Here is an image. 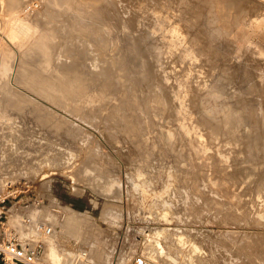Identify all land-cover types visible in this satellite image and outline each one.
<instances>
[{"label":"rangeland","instance_id":"rangeland-1","mask_svg":"<svg viewBox=\"0 0 264 264\" xmlns=\"http://www.w3.org/2000/svg\"><path fill=\"white\" fill-rule=\"evenodd\" d=\"M115 1L0 0V183L52 228L40 264H264V0Z\"/></svg>","mask_w":264,"mask_h":264},{"label":"built area","instance_id":"built-area-1","mask_svg":"<svg viewBox=\"0 0 264 264\" xmlns=\"http://www.w3.org/2000/svg\"><path fill=\"white\" fill-rule=\"evenodd\" d=\"M21 183V182H20ZM0 183V264H40L45 256V243L39 239L51 237L52 228L35 221L15 208L26 207V183ZM131 264H157L136 255Z\"/></svg>","mask_w":264,"mask_h":264},{"label":"bare ground","instance_id":"bare-ground-1","mask_svg":"<svg viewBox=\"0 0 264 264\" xmlns=\"http://www.w3.org/2000/svg\"><path fill=\"white\" fill-rule=\"evenodd\" d=\"M93 1H94V0H93ZM103 1H104V0H103ZM109 1H111V0H109ZM113 1H115V0H113ZM117 1H118V0H117ZM149 1H150V0H149ZM160 1H161V0H160ZM12 2H13V3H12ZM12 2H11V4L13 5V4H14V1H12ZM107 2H108V1H107ZM118 2H119V1H118ZM152 2H153V1H152ZM84 3L86 4V1H85ZM112 3H113V2H112ZM115 3H116V1H115ZM115 3H114V4H115ZM120 3H122V2H120ZM159 3H160V2H159ZM88 4H89V3H88ZM126 4H127V3H126ZM131 4H132V3H131ZM82 5H84V4H82ZM112 5H113V4H112ZM117 5L120 6L119 3H117ZM124 5H125V4H124ZM13 6H14V5H13ZM91 6H92V5H91ZM113 6H114V5H113ZM115 6H116V5H115ZM121 6H123V4H121ZM121 6H120V7H121ZM126 6H127V5H126ZM165 6H166V5H165ZM81 7H82V6H81ZM83 7H84V6H83ZM97 7H98V6H97ZM120 7H119V8H120ZM101 8H102V7H101ZM121 8H123V7H121ZM129 8H130V7H129ZM261 8H264V7L261 6ZM80 9H81V8H80ZM99 9H100V8H99ZM112 9H113V8H112ZM112 9H111V10H112ZM116 9H118V8H116ZM125 9H126V8H125ZM111 10H110V11H111ZM222 10H223V9H222ZM255 10H256V9H255ZM258 10H260L259 7H258ZM258 10H257V11H258ZM261 10H262V9H261ZM261 10H260V11H261ZM47 11H48V10H47ZM119 11H120V9H119ZM119 11H118V12H119ZM128 11H130V9H129ZM128 11H127V12H128ZM132 11H133V10H132ZM260 11H259V12H260ZM50 12H51V11H50ZM120 12H121V11H120ZM255 12H256V11H255ZM261 12L264 13V10H262ZM261 12H260V13H261ZM99 13H100V12H99ZM102 13H103V12H102ZM121 13H122V12H121ZM124 13H125V12H124ZM128 13H129V12H128ZM100 14H101V13H100ZM122 14H123V13H122ZM221 14H222V13H221ZM256 14H258V12H256ZM125 15H126V14H125ZM128 15H129V14H127V16H128ZM131 15H132V14H131ZM131 15H130V16H131ZM258 15H259V14H258ZM122 16H123V15H122ZM143 17H144V16H143ZM222 17H223V16H222ZM128 18H129V17H128ZM151 19H152V18H151ZM129 21L132 23V25H134L135 23H137V18L133 16V18H132V19H129ZM149 21H150V17H149ZM149 21H148V22H149ZM151 21H152V20H151ZM220 21H221V20H220ZM139 22H140V21H139ZM141 22H142V21H141ZM145 23H146V22H145ZM143 24H144V22H143ZM149 24H150V23H149ZM187 24H188V22H187ZM135 25H138V24H135ZM135 25H134V26H135ZM143 26H144V25H143ZM147 28H148V27H147ZM148 29H149V28H148ZM47 34H48V33H47ZM132 39H133V38H132ZM207 39H208V38H207ZM46 40H47V39H46ZM48 40H49V38H48ZM198 40H199V38H197V40L194 41V42H195V45H193V46H196V45L201 44V42L198 41ZM200 40H201V39H200ZM37 41H38V40H37ZM39 41H40V40H39ZM209 41H210V40H209ZM66 42H67V41H66ZM163 42H164V41H163ZM49 43H50V42H49ZM134 44H135V43H134ZM157 44H160V43H157ZM164 44H165V43H164ZM35 45H36V44H35ZM202 45H203V44H202ZM138 46H139V45H138ZM208 46H209V45H208ZM38 47H39V46H38ZM196 47H197V46H196ZM201 47H202V46H201ZM65 48H66V47H65ZM70 48H71V47H70ZM72 48H73V47H72ZM167 48H168V50L170 49L169 47H167ZM55 49H56V48H54V50H55ZM86 49H87V48H86ZM86 49L84 48V50H86ZM34 50H35V49H34ZM36 50H37V49H36ZM38 50H39V49H38ZM61 50H62V49H61ZM69 50H70V49H69ZM76 50H77V49H76ZM76 50H75V51H76ZM87 50H88V49H87ZM150 50H151V49H150ZM157 50H158V49H157ZM183 50H184V49H183ZM192 50H193V49H192ZM28 51H29V50H28ZM58 51L60 52V50H58ZM73 51H74V50H73ZM75 51H74L73 53H75ZM154 51H155V50H154ZM193 51H194V50H193ZM193 51H192V52H193ZM205 51H206V48H205ZM40 52H41V51H40ZM53 52H54V51H53ZM82 52H83V51H82ZM87 52H88V51H87ZM87 52H86V53H87ZM152 52H153V51H152ZM209 52H210V51H209ZM209 52H207V53H209ZM55 53H56V52H55ZM62 53H63V52H62ZM62 53H61V55H62ZM67 53H69V52L67 51ZM86 53H85V54H86ZM93 53H94V52H93ZM138 53H139V52H138ZM193 53H194V52H193ZM30 54H31V53H30ZM39 54H40V53H39ZM52 54H53V53H52ZM52 54H51V55H52ZM56 54H57V53H56ZM59 54H60V53H59ZM65 54H66V53H65ZM75 54H76V53H75ZM136 54H137V53H136ZM145 54H146V53H145ZM170 54H171V53H170ZM190 54H191V52H190ZM190 54H189V55H190ZM194 54H195V53H194ZM63 55H64V54H63ZM63 55H62L61 57H63ZM70 55H71V54H70ZM76 55H77V54H76ZM87 55H89V54H87ZM92 55H93V54H92ZM156 55H157V54H156ZM211 55H212V54H211ZM52 56H53V55H52ZM58 56H60V55H58ZM74 56H75V55H74ZM89 56H91V55H89ZM138 56H139V54H138ZM138 56H137V57H138ZM208 56H210V55H207V57H208ZM27 57H28V56H27ZM65 57H66V56H64V58H65ZM76 57H78V56H76ZM85 57H86V56H85ZM85 57L83 58L82 61L87 62L86 59H85ZM180 57H181V56H180ZM200 57H202V55H201ZM210 57H211V56H210ZM29 58H30V57H29ZM68 58H70V57L68 56V57L66 58V61H67ZM141 58H143V57H141ZM151 58H153V56H152ZM173 58H174V57H173ZM178 58H179V57H178ZM202 58H203V57H202ZM42 59H43V58H42ZM57 59H58V58H57ZM57 59H56V60H57ZM74 59H75V58H74ZM84 59H85V60H84ZM90 59H91V58H90ZM98 59H99V58H98ZM102 59H103V58H102ZM176 59H177V58H176ZM203 59H204V58H203ZM68 60H69V59H68ZM75 60H76V59H75ZM80 60H81V59H80ZM91 60H92V59H91ZM99 60H101V59H99ZM121 60H122V59H121ZM157 60H158V59H157ZM166 60H167V59H166ZM179 60H180V59H179ZM198 60H199V59H198ZM57 61H59V60H57ZM60 61H61V60H60ZM63 61H65V60H63ZM70 61H72V60H70ZM70 61H69V62H70ZM96 61H98V60H96ZM101 61H102V60H101ZM118 61H119V60H118ZM158 61H159V60H158ZM168 61H169V60H168ZM170 61H171V59H170ZM69 62H67V63H69ZM75 62H77V61H75ZM59 63H60V62H59ZM61 63H62V61H61ZM78 63H79V62H78ZM80 63H81V62H80ZM87 63H88V62H87ZM96 63H97V62H96ZM114 63H115V62H114ZM64 64H65V63H64ZM69 64H70V63H69ZM73 64H74V63H73ZM88 64H90V63H88ZM104 64L106 65V63H104ZM107 64H108V63H107ZM112 64H113V63H112ZM121 64H122V63H121ZM124 64H126V63L124 62ZM134 64H135V63H134ZM142 64H143V63H142ZM144 64H145V63H144ZM202 64H203V63H202ZM58 65H59V64H58ZM61 65H63V64H61ZM67 65H68V64H67ZM71 65H72V64H71ZM77 65H78V64H77ZM80 65H81V64H80ZM80 65H79V66H80ZM92 65H93V64H92ZM97 65H98V64H97ZM126 65H127V64H126ZM185 65H186V64H185ZM55 66H56V65H55ZM65 66H66V64H65ZM79 66H78V67H79ZM88 66H89V65H88ZM101 66H102V65H100V67H101ZM108 66H109V65H108ZM111 66H115V65H111ZM116 66H117V64H116ZM134 66H135V65H134ZM145 66H146V65H145ZM187 66H188V65H187ZM209 66H210V65H209ZM66 67H67V66H66ZM69 67H71V66H69ZM76 67H77V66H76ZM78 67H77V69H78ZM83 67H85V66H83ZM100 67H98V68H99V71H104V70H103V69H104L103 67H105V66L102 67L103 69L101 68L102 70H100ZM122 67H123V66H122ZM156 67H157V66H156ZM74 68H75V67H74ZM81 68H82V67H81ZM87 68H88V67H87ZM89 68H91V67H89ZM98 68H97V69H98ZM105 68H106V67H105ZM117 68H118V67H117ZM124 68H125V67H124ZM144 68H145V67H144ZM186 68H187V67H186ZM30 69H33V68L31 67ZM61 69H63V67H62ZM64 69H65V68H64ZM93 69H94V67H93ZM107 69H110V68L108 67ZM198 69H199V68H198ZM67 70L69 71V69H67ZM73 70H74V69H73ZM80 70H82V69H80ZM129 70H131V69H129ZM185 70H187V69H185ZM65 71H66V70H65ZM86 71L89 72L90 70L88 71V70L86 69ZM91 71H92V69H91ZM95 71H96V67H95ZM95 71H94V72H95ZM99 71H98V75H99V73H100ZM109 71H110V70H109ZM117 71L119 72V69H118ZM121 71H122V69H121ZM124 71H125V70H124ZM127 71H128V68H127ZM156 71H157V70H155L154 72H156ZM28 72H30V71H28ZM75 72H77V71H75ZM83 72H85V71H83ZM105 72H106V70H105ZM111 72H112V71H110V73H111ZM132 72H133V70H132ZM147 72H148V71H147ZM159 72H160V71H159ZM164 72H165V71H164ZM164 72H163V73H164ZM190 72H191V71H190ZM69 73H70V72H69ZM71 73H72V72H71ZM95 73H96V72H95ZM103 73H104V72H103ZM107 73H108V72H107ZM135 73H136V72H135ZM139 73H141V72H139ZM151 73H152V72H151ZM161 73H162V72H161ZM167 73H168V72H167ZM86 74H87V73H86ZM91 74H94V73H90V75H91ZM101 74H102V72L100 73V75H101ZM105 74H106V73H105ZM121 74H122V73H121ZM148 74H150V73H148ZM157 74H158V71H157ZM157 74H156V75H157ZM69 75H70V74H69ZM75 75H76V74H75ZM78 75H81V74H79V72H78ZM95 75H96V74H95ZM98 75H96V77H99V76H100V75H99V76H98ZM102 75H104V74H102ZM102 75H101V76H102ZM108 75H109V73H108ZM118 75H119V74H118ZM138 75H139V74H138ZM141 75H142V74H140V76H141ZM146 75H147V74H146ZM167 75H168V74H167ZM70 76H71V75H70ZM73 76H74V75H73ZM84 76H85V75H84ZM84 76H82V77H84ZM131 76H132V74H131ZM144 76H145V72H144L143 77H144ZM179 76H180V75H179ZM182 76L185 77V75H182ZM80 77H81V76H80ZM82 77H81V78H82ZM88 77H89V76H88ZM88 77H87V79H88ZM106 77H107V76H106ZM108 77H110V75H109ZM121 77H122V75H121ZM121 77L119 76V78H121ZM123 77H124V75H123ZM123 77H122V78H123ZM143 77H142V79H144ZM147 77H148V76H147ZM147 77H146V78H147ZM157 77H158V76H157ZM81 78H80V79H81ZM91 78H92V77H91ZM99 78H100V77H99ZM99 78H98V79H99ZM134 78H135V75H134ZM137 78H139V77H137ZM93 79H94V78H93ZM177 79H178V78H177ZM95 80H97V79H95ZM100 80H102V78H101ZM103 80H104V79H103ZM124 80H126V79H124ZM124 80H123V82H124ZM186 80H187V79H186ZM81 81H82V79H81ZM93 81H94V80H93ZM105 81H106V79H105ZM105 81H103L102 84H103ZM118 81H121V79H119ZM118 81H117V82H118ZM158 81H159V82H158ZM89 82H91V81H89ZM94 82H95V81H94ZM123 82H122V83H123ZM126 82H127V81H126ZM126 82H125L124 84H126ZM132 82H133V81H132ZM132 82H131V83H132ZM136 82H139V80L136 81ZM157 82L160 83V80H157ZM175 82H176V80H175ZM91 83H92V82H91ZM97 83H98V81H97ZM97 83H95V84H97ZM176 83H178V84H176ZM176 83H175V85H174V88H175L178 92H179V91L181 92L182 89H184L185 87H187V86H186V85H187V84H186V81H185V83H184V79H183L182 77H179V79L177 80ZM187 83H188V81H187ZM191 83H192V82H191ZM93 84H94V83H93ZM100 84H101V82H100ZM100 84H98V85H100ZM134 84H135V83H133V85H134ZM147 84H148V83H147ZM188 84H189V83H188ZM30 85H31V84H30ZM103 85H104V84H103ZM151 85H152V84H151ZM189 85H190V84H189ZM191 85H192V84H191ZM91 86H92V85H91ZM96 86H97V85H96ZM108 86H109V85H108ZM122 86H123V85H122ZM122 86L120 85V87H122ZM143 86H144V84H143ZM156 86H157V85H156ZM156 86H155V87H156ZM172 86H173V85H172ZM192 86H193V85H192ZM197 86H198V85H197ZM89 87H90V86H89ZM97 87H98V86H97ZM123 87H126V86H123ZM131 87H132V85H131ZM141 87H142V86H141ZM193 87H194V86H193ZM193 87H190V88L192 89ZM202 87H203V86H202ZM102 88L105 89V86L102 87ZM107 88H108V87H107ZM174 88H172V89L175 90ZM188 88H189V87H187V89H188ZM198 88L201 89L200 87H196V86H195V87L192 89L193 92H194L195 89H196V92H197V89H198ZM97 89H98V88H97ZM116 89H117V87H116ZM163 89H164V87H163ZM168 89H169V88H168ZM191 89H190V90H191ZM199 89H198V90H199ZM105 90H106V92H107V89H105ZM111 90H112V89H111ZM126 90H127V89H126ZM131 90H132V88H131ZM133 90H134V92H135L136 89L133 88ZM170 90H171V89H170ZM173 90H172V92H173ZM188 90H189V89H188ZM188 90H187V92H188ZM190 90H189V92H190ZM37 91H38V90H37ZM136 91H137V90H136ZM103 92H104V90H103ZM178 92H176V93H178ZM187 92H186V93H187ZM100 93H101V92H100ZM182 93H183V90H182ZM182 93H178V94L181 95ZM184 93H185V92H184ZM191 93H192V92H191ZM212 93H214V92H212ZM216 93H217V92H216ZM112 94H113V93H112ZM163 94H164V93H163ZM195 94H197V93H195ZM195 94H193V96H194ZM86 95H87V94H86ZM126 95H127V94H126ZM142 95H143V94H142ZM169 95H170V94H169ZM175 95H176V94H175ZM187 95H188V93H187ZM191 95H192V94H191ZM128 96H129V95H128ZM171 96H172V95H171ZM173 96H174V95H173ZM184 96H185V95H184ZM195 96H196V95H195ZM197 96H198V95H197ZM218 96H219V95H218ZM218 96L215 95L214 97H215V98L217 97V99H219ZM66 97H67V96H66ZM137 97H138V94H137ZM190 97H191V96H190ZM190 97H189L188 100H187V99H184V98H183V99H182V98H179V99H182L180 102H178V100H177V101L175 100L176 102H178V104H176V102H175V104H174V105H176L177 107H175L173 104H172L173 107H172V106H171V107H172L173 109H174V108H177V110H178V108H179V111H181L180 113H184V114L188 113L189 111H191L190 108L193 107L192 105H194V102L197 100V99H196V100H193L195 97H194L193 99L190 98ZM212 97H213V96H212ZM81 98H82V97H81ZM86 98H87V97H86ZM86 98H85V99H86ZM170 98H171V97H170ZM75 99H77V98H75ZM83 99H84V97H83ZM83 99H82V101H83ZM85 99H84V100H85ZM86 100H87V99H86ZM86 100H85V101H86ZM171 100H172V98H171ZM173 100H174V99H173ZM79 101H80V100H79ZM87 101H88V100H87ZM170 102L173 103L172 101H170ZM217 102H219V101H217ZM237 102H238V101H237ZM237 102H233L234 105H235ZM89 104H90V103H89ZM106 104H107V102H106ZM195 104H196V103H195ZM199 104H200V103H199ZM229 104H230V102H229ZM231 104H232V102H231ZM76 105H77V104H76ZM236 105H237V104H236ZM236 105L233 106L234 109L236 108ZM239 105H240V104H239ZM77 106H78V105H77ZM85 106H86V105H85ZM85 106H84V109H85ZM125 106H126V105H125ZM219 106H220V105H219ZM226 106H227V105H226ZM81 107H83V106H81ZM165 107H167V106H165ZM169 107H170V106H169ZM198 107H199V106H198ZM224 107H225V104H224ZM227 107H228V106H227ZM231 107H232V105H231ZM231 107H230V108H231ZM233 107H232V108H233ZM240 107H242V106H239V108H240ZM115 109H116V108H115ZM197 109H198V108H197ZM223 109H224V108H223ZM227 109H228V108H227ZM76 110H77V109H76ZM78 110H80V109H78ZM81 110H83V109H81ZM117 110H118V109H117ZM167 110H168V109H167ZM174 110H175V109H174ZM225 110H226V109H225ZM228 110H229V109H228ZM241 110L243 111V109H241ZM241 110H240V111H241ZM128 111H129V110H128ZM172 111H173V110H172ZM245 111H247V110H244V112H245ZM166 112H167V111H166ZM247 112H248V111H247ZM236 113H237V112H236ZM129 114H130V113H129ZM174 114H175V113H174ZM178 114H179V113H178ZM190 114H192V113H190ZM194 114H195V113H194ZM224 114H225V113H224ZM224 114H222V115H224ZM228 114H229V113H228ZM228 114H227V115H228ZM171 115H172V114H171ZM180 115H181V114H180ZM188 115H189V113H188ZM231 115H232V114H231ZM231 115H230V116H231ZM182 116H184V115H182ZM225 116H226V114H225ZM233 116H235V115L233 114ZM251 116H253V115H251ZM164 117H166V116H164ZM178 117L180 118L181 116L178 115ZM226 117H227V119L230 118V117H228V116H226ZM235 117H236V116H235ZM235 117H234V118H235ZM244 117H245V116H244ZM248 117H249V115H248ZM143 118H144V117H143ZM188 118H189V117H188ZM223 118H224V120H225V117H222V120H223ZM177 119H178V118H177ZM216 119H218V118H216ZM227 119H226V120H227ZM247 119H248V118H247ZM170 120H171V119H170ZM180 120H181V118H180ZM180 120H179V121H180ZM182 120H183V119H182ZM186 120H187V117H186ZM165 121H166V120H165ZM228 121H231V120H228ZM176 122H178V120H177ZM217 122H218V121H217ZM217 122H216V125H217ZM220 122H221V120L219 121V123H220ZM223 122H224V121H223ZM226 122H227V121H226ZM247 122H248V121H247ZM214 123H215V122H214ZM194 124H195V123H194ZM221 124H223V123H221ZM247 124H248V123H247ZM185 125H186V124H185ZM210 125H211V124H210ZM219 125H220V124H219ZM233 125H234V124H233ZM176 126H177V125H176ZM176 126H175V127H176ZM186 126H187V125H186ZM191 126H192V125L187 126V127H189V128H188L189 130H190V127H191ZM214 126H215V125H213V127H214ZM217 126H218V125H217ZM217 126H216V127H217ZM222 126H223V125H222ZM248 126H249V125H248ZM179 127H181V126H179ZM194 127H195V126H194ZM216 127H215V128H216ZM219 127H220V126H219ZM224 127H225V124H224ZM230 127H231V126H230ZM176 128H178V127H176ZM247 128H248V127H247ZM179 129H180V128H179ZM191 129H192V127H191ZM219 129H220V128H219ZM241 129H242V128H241ZM180 130H181V129H180ZM182 130H183V129H182ZM193 130H194V129H193ZM195 130H196V129H195ZM246 130H247V129H246ZM177 131H178V129H177ZM190 131H191V130H190ZM130 132H131V131H130ZM180 133H181V132H180ZM199 133H200V132H199ZM178 135H180V134H178ZM194 135H195V133H194ZM194 135H193V136H194ZM196 135H197V132H196ZM184 136H186V135H184ZM184 136H183V137H184ZM189 136H190V135H189ZM191 136H192V135H191ZM186 137L188 138V136H186ZM186 137L183 138V139H186ZM243 137H246V136H243ZM190 138H191V137H190ZM193 140H194V139H193V137H192V141H193ZM244 140H245V139H244ZM192 141H190V142H191L190 144L194 146L197 142L194 143V142H192ZM195 141H196V140H195ZM192 143H194V144H192ZM190 144H189V142L186 143V148H184V150H188L189 146H191ZM197 144H198V143H197ZM200 145H201V144H200ZM252 145H253V144H252ZM195 146H196V145H195ZM173 147H174V144H173ZM254 147H255V146H254ZM171 148H172V146H171ZM198 148H199V146H198ZM198 148H195V149H198ZM180 150H181V149H180ZM198 150H200V149H198ZM182 151H183V150H182ZM253 151H256V149L253 148V150L250 149V151H249V149L246 150V154H247V156H249L251 159H252V158H254V159H258L259 157H257V156H253V153H252ZM257 152H258V151H257ZM178 153H179V152H178ZM190 153H191V152H190ZM185 154H186V156L188 155V157H189L188 152H186ZM192 154H193V153H191L190 155L193 157L194 155H192ZM179 155H180V154H179ZM191 156H190V157H191ZM249 157H248V158H249ZM184 158H185V157H184ZM250 158H249V159H250ZM251 159H250V160H251ZM191 160H192V159H191ZM262 160H264V159H261L259 162H261ZM252 161H253V160H252ZM252 161H251L252 166H254ZM254 162H257V161L254 160ZM259 162H258V163H259ZM243 163H244V162H243ZM258 163H257V164H258ZM262 163H264V162H262ZM257 166H258V165H257ZM243 167H244V166H243ZM255 167H256V166H255ZM261 167H264V166H261ZM240 168H241V167H240ZM252 168H253V167H252ZM256 168H257V167H256ZM260 169H261V168H260ZM257 170H258V169H257ZM238 171H239V170H238ZM250 172H251V171H250ZM253 172H254V170H253ZM235 173H236V172H235ZM256 173H257V172H256ZM260 173H261V174H264V173H262V172H260ZM258 174H259V172H258ZM236 175H237V174H236ZM256 175H257V174H256ZM239 176H240V175H239ZM239 176H238V177H239ZM257 176H258V175H257ZM261 176H262V175H261ZM240 177H241V176H240ZM246 177H247V176H246ZM252 178H253V177H252ZM257 178H258V177H257ZM259 178H260V175H259ZM260 179H261V178H260ZM260 179H259V180H260ZM261 180H264V178H262ZM261 180H260V181H261ZM255 181H256V180H254V183H255ZM262 182H264V181H262ZM256 183L259 184V182H256ZM259 187H260V188H264V183H261V186L259 185ZM258 189H259V188H258ZM69 214H70V213H69ZM68 218H70V217H68ZM71 218H73V217H71ZM76 219H77V218H76ZM67 220H68V219H67ZM71 220H72L71 222L74 223L73 221H75V219L73 218V219H71ZM70 224H71V223H70ZM66 225H67V224H66ZM71 225H72V224H71ZM74 225H75V224H74ZM69 226H70V225H69ZM160 232H161V231H160ZM162 233H163V232H162ZM156 235H159V236H160L161 234H160V233H157ZM148 238L151 239L152 237H148ZM150 239H149V240H150ZM163 239H164V238H163ZM155 240H156V239H155ZM151 241H152V240H151ZM153 242H154V241H153ZM158 242H159V241H158ZM150 243H151V242H150ZM152 245H153V243H152ZM148 247H149V246H148ZM151 247H152V246H151ZM152 248H153V247H152ZM147 250H148V249H147ZM147 250H146V251H147ZM157 250H158V249H157ZM151 252H152V251H151V249H150L149 251H147V257H146V255H145V256L142 255V256L145 257V259H147L148 261H152V260H150V259H155V256H156L155 253H156V252L153 251L152 254H151ZM170 252H171V251H170ZM75 255H76L77 258H80V259H82V258L85 259V258L87 257V253H86L85 251H83V252H82V251H78L77 253H75ZM193 257H194V256H193ZM184 259H185V258H184ZM86 260H87V259H86ZM160 260H161V259H160ZM49 261H50L51 263H53V264H54V263H55V264H58V263H59V259L57 258V256H54V260L51 259V258H49Z\"/></svg>","mask_w":264,"mask_h":264}]
</instances>
